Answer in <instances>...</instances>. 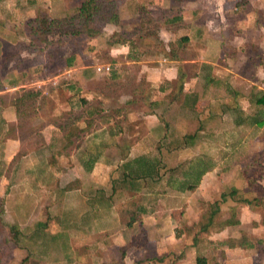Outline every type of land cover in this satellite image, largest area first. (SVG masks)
Instances as JSON below:
<instances>
[{"label": "rangeland", "instance_id": "obj_1", "mask_svg": "<svg viewBox=\"0 0 264 264\" xmlns=\"http://www.w3.org/2000/svg\"><path fill=\"white\" fill-rule=\"evenodd\" d=\"M80 1L0 0L1 88L42 82L41 91L45 92L31 101L25 121L20 125H17L10 107L13 94H0V148H5V144L8 148L3 154L7 156L4 160L0 154V181L1 190L10 193L5 203L6 213L0 212V264H38V255L62 264L61 258L67 252L61 246L63 242L67 245L68 233L75 235L74 243L77 240L80 243L75 246L77 250L74 253L68 252L70 256L75 255L74 264H134L132 261L137 253H131L132 249L126 247V252L123 248L124 257L118 259L121 250L117 245L111 246V237L123 238L128 244L131 236L139 232L142 236L135 241L143 243L146 252L167 254L162 264H194L196 254L204 256L207 264H264V109L253 112L242 98L249 93L264 92L261 71L264 69L259 65L260 57L257 55V52L264 55L261 49L264 47V28L254 31L251 16L246 13L226 12L234 9L239 0H224L223 7L219 0H193L182 4L185 18L191 10H198L199 18L193 22L185 19L179 24V35L188 34L190 38L198 27L210 32L201 41L191 39L186 52L179 56V67L187 79L183 89H196L189 82V75L193 68L206 60L215 61V75L224 82L198 90L210 99L200 100L193 110L169 108L165 116L162 115L169 120L168 137L174 139L178 146H149L148 142L141 145L138 139L146 134L145 126L150 121L148 114L155 112L158 115L162 108V105L154 107L151 104L160 102L156 87L159 80L166 77L165 69H162L165 59L160 54L149 53L147 63H133L127 57L126 44L109 45L107 37L112 32L126 29L127 37L136 42L141 29L129 33L132 24L166 14L168 0H116L120 24L106 26L103 32L92 38L72 37L67 33L70 25L75 23ZM132 2L143 5L146 16L132 13L127 6ZM248 3L249 7L256 4L264 6V0H249ZM143 24V28L152 29L149 23ZM218 30H221V39L227 45L242 50L235 60L226 61L214 43ZM170 37L171 33L160 34L163 40ZM250 41L253 42L250 43L251 48L244 46ZM200 44L204 45L202 50L198 49ZM191 57L195 61L189 64ZM104 65L114 75L108 86H104L101 80L109 75L95 72L96 67ZM81 72L87 77L82 78ZM167 74L174 77L173 72ZM54 81L56 83L53 84ZM73 82L72 89L61 92ZM223 99L226 104L235 106L234 109L223 108L221 114L209 116L207 107L210 105L206 104L212 100L223 102ZM77 122L84 125L83 130L75 137L69 150L61 152L63 148H55L46 164L32 162L31 155L28 161L20 158V154L28 149L26 142L30 138L32 147L40 149V131L48 125L57 128L60 134L67 132L69 127L77 128L73 125ZM116 125L124 128L127 135L121 134V138H126L124 144L136 141L132 154H142L123 165L113 161L117 159L116 154L119 156V151L110 148L116 140L114 135H118ZM157 133L155 138L159 137L160 141ZM192 133L193 139L184 138ZM17 138L20 142L18 147ZM134 162L135 165H156V174L149 183L144 179L137 183L143 184V193L111 194L104 181L116 177L114 167L117 170V167L132 166ZM92 168L91 180L96 182L86 185L83 179L90 191L85 205L79 210L83 209L87 216L98 214L95 222L85 218L86 231L81 239L78 236L81 229L77 224L81 212L68 211L66 200L61 206V201L56 202L53 198L60 197L58 190L65 188L69 180L83 172V175L87 174ZM244 169L261 171L254 177L256 189L254 185L252 190L246 187L241 175ZM51 170L53 177L49 174ZM197 172L205 175L197 184L200 187L186 191L184 188L194 182ZM231 188L236 189V195L221 202L219 195L227 194ZM254 196L260 198V205L248 209L237 203L238 199ZM20 203L29 208L34 206L28 212L24 206V219L21 212L17 214ZM135 207H142L147 213L140 216L142 222L139 227L135 224L128 227L127 232L125 223L129 214L126 211H135ZM231 208L234 209L232 214ZM213 211L218 214L214 222L232 218V221L237 220V224L218 234L198 233ZM56 215L58 218L53 217ZM17 216L20 223L34 217H46L49 224L45 231H33L25 227L28 221L20 226L21 231L13 240L8 227L16 226ZM54 221H58L55 226ZM74 221L76 226L71 224ZM195 235L197 239L192 249L191 241ZM243 236L252 245L251 249L227 247L228 241ZM85 251L88 254L95 252V255L87 260L82 254ZM66 261L68 264L71 260Z\"/></svg>", "mask_w": 264, "mask_h": 264}, {"label": "crops", "instance_id": "obj_2", "mask_svg": "<svg viewBox=\"0 0 264 264\" xmlns=\"http://www.w3.org/2000/svg\"><path fill=\"white\" fill-rule=\"evenodd\" d=\"M188 1H193V0L184 1L183 3H181V5L186 3V2H188ZM219 1L221 2V6L223 7L224 0H219ZM248 1L249 0H244V2L241 3V4L235 3L234 9L226 10V12L227 11H234L232 14H235V13H237V14L243 13L244 14V13H246V14L251 16L252 27H253V28L252 27L251 28L254 31H257V30H259L261 28H264V6L260 7L259 5L257 6V4H256L255 7H249ZM236 4H239V5L237 6ZM181 5H180V14H181L182 22H184L185 19H188L189 21L193 22V21H195V20H197L199 18L198 10H191L190 14L187 15L186 18H185L183 16V14H182V11H181V9H182ZM127 6H128V8L130 7L129 9H131V12L135 13L136 15L138 14V10L137 9L139 7H144L143 5L141 6L140 4H137V3H134V2H132L130 4L128 3ZM168 6H169V1H167L166 10L168 9ZM117 9H118V7H117ZM118 14H119V11H118ZM119 19H120V17H119ZM106 26H116V25L107 24L102 29V32L104 31ZM177 27H178V25L170 26V27H167V28L159 27V30H158V40L161 43V45L163 46V49L165 50V52H168L171 49V50L177 51L178 54H177V58H174V59H167V58H165L164 56L161 55L165 59L164 61L166 63V64L162 65L163 66L162 69H165L164 73H166L165 74L166 77L161 78V80H159V82L157 84V87H156V89H157L156 90V94L158 95V97H159L158 99L160 100L159 104L156 103V104H151V105H153L154 107H157V105H159V106L162 105V108H161V111H160V113L158 115H155V112H150L148 114V115H150V117H149L150 121L147 122V124L145 126L146 134H145L144 137L138 139V144H141V145L143 143L147 144V142H148L149 146L151 144H153V145H157L158 144L159 146L162 145V147L163 146H166V147H170V146H175L176 147V146H178L179 144H177V142L174 139L168 137L170 135V132H168L170 130V125H169V122H168L169 120L163 118V122H162V121L158 120V117L160 116V114L165 116V114L167 113L169 108H175L176 109V107H179V108H177L178 110H183V109H180V107H182V106H180V103H181V100H183L184 96H191L193 94L196 95V97H195L196 98V106L198 105L200 100L209 101L210 97H204L200 92L205 87L217 86V84H219V82L221 81V80H218V78L215 75V74H217L216 73L217 72L216 71L217 68H215L216 66L214 65L215 61L206 60V61H204V63H199L198 66L193 68L192 69L193 72L189 75V79L188 80H189V82H191L196 87V89L195 90H190V91L183 89V86L187 83V79H186V75H185L184 71L182 73V71H181V69L179 67L180 66L179 65V61H180V57L179 56L183 53L182 50H184L186 52V46L189 44V42L191 43V39H193V40L197 39V40L201 41V39H203L205 35L206 36L210 35L209 34L210 32L206 28L198 27V28H196V30L195 29L193 30L192 35L189 38L188 34L179 35V32H178L179 29ZM172 29H173V31H172ZM162 32L163 33H166V32L167 33H171L172 37H170V39L167 38V39L163 40L162 38H160V34ZM220 32H221V30H218V32H216L218 38H216L214 40V43L216 44L217 48L220 50L221 54L224 56L226 61L227 60L228 61L235 60L237 55H241L240 51H242V50L241 49L238 50L236 48H232L231 46L227 45V43L224 42L223 38L221 39ZM112 33H115V32H112ZM112 33H110V35ZM180 37H186L187 38V42L185 43V46L182 47V48H181V46H179V47L177 46V44H178L177 42H178V39ZM216 40H217V42H216ZM250 43H253V42H251V41L250 42H246V43H244V46L251 48ZM200 45H199L198 49L202 50L204 45L203 44H200ZM127 48H128L127 49V51H128L127 53H129L127 55V57L129 58V60L131 62H133V63H145L146 62L147 63V60L149 58V56L147 55V52H143V50L140 49V48H135V49L132 50V52H130V49H129L128 46H127ZM261 49L264 52V47L261 48ZM257 51H259V50H257ZM155 54H157V53H155ZM257 55H259V57H260L258 63L264 69V55L262 53H259V52H257ZM257 59H258V57H257ZM188 60H189V64L192 63L193 61H195L194 57H191ZM261 71L263 73V79H264V71L263 70H261ZM168 72H173L174 73V77L171 78V74H167ZM81 76H82V78L87 77V75L84 76V72L83 73L81 72ZM150 82H152V81H150ZM221 82L223 83L224 81H221ZM0 83H1V81H0ZM52 83L54 84L56 82L54 81ZM166 83H169L171 85H172V83H174V84L178 83V85H177V88H176L175 85H173V86L170 85V87H167L165 85ZM40 85H42V82H35V83H32V84H28V85H20V86H18V88H14L16 86H11V87L10 86H7V87L3 86L0 89V94H2L4 92L9 93V94H13V96L11 97L10 107H11V110H12V112H13L15 118H16L17 125H20L23 121H25V119L24 118L20 119L19 115L15 112V109L12 107L13 100H15L22 93L27 92V91L37 92L39 94L38 96H40V93L44 94L45 92L41 91V86ZM167 88H169V89H167ZM17 90L19 91L18 94H17ZM198 90H201V91L199 92ZM67 91H69V88L68 89L62 88V90H61V92H63V93L67 92ZM227 91H229V89ZM14 93H16V94H14ZM170 93L171 94L173 93L177 99L179 98V102H180L179 104L175 103V102L169 104L168 100L166 99V96L168 94H170ZM262 93L264 94V92H258L257 94L249 93V94L246 95V97L245 96L244 97L241 96V97L245 98L246 104H247V108L251 109L253 112H256L258 110H261V108H260V106L256 105L255 103L250 102V100H249L250 94H253L256 97H258ZM234 95H236V92H235V94L233 93V96ZM224 100L225 99H223V102L222 101H218V100H212L211 102H209V104H206V106L210 105V107H207L209 109V114H213V112H214L213 108H214V103L215 102L224 104V105H221V107H219L221 110L223 108L226 109V110H230L227 107L233 106V105L232 104H228V103L226 104L224 102ZM152 101H154V100H151V102ZM233 107H235V106H233ZM183 108H186V107H183ZM171 119L173 120V118H171ZM79 124H81L82 126H78ZM73 125L75 127H77V128H72V127L70 128L69 127V128H67V132L62 131L61 132L62 134L58 133V129L57 128H54L52 125H48L47 128L43 129V131H40V138H39V143H38V145L40 146V149L32 147V145H31L32 143L31 142L29 143V141L32 139V138H30L26 142V144H27L26 148H28V149H26L25 152L20 154V156H21L20 158L21 159L22 158L23 159H27V161H28V157L31 155L32 162H36L38 164L43 162L44 164H46L50 160V158L52 157L53 151H54L55 148H58V149L60 147L63 148V150L61 152H64L65 150H69L71 148L72 144H73V141L75 140V137L78 135V133H80L83 130V126H84L80 122L79 123L77 122V123H75ZM108 127L109 126H106V128H108ZM115 127H116V130L118 132L117 133L118 135L117 136L114 135L115 136L114 138L116 140H115V142H113V145L110 146V148L111 149H116L117 151H119V153H118L119 156L116 154V158L117 159H114L113 161L118 162L119 164L122 163V165H123L124 163L131 162L136 157H139L140 155H142L140 153L132 154L133 145H137L136 141L134 140L135 142L132 141L131 143L124 144L126 138L125 139L121 138V134H123V136L127 137V135L124 134V128H122L121 126L119 127L118 125H116ZM64 129L65 128H63L62 130H64ZM156 133L160 135V138H161L160 141H159V137L155 138V136H156L155 134ZM5 143H8V142H5ZM146 144H144V145H146ZM182 144H183V142H182ZM19 145H20V142H19V139L17 138V147ZM7 149H8L7 148V144H5V148L4 147L0 148L1 157L4 156L3 154L6 152ZM110 151L111 150H109V152ZM175 153H178V152H175ZM6 157L7 156L5 155L3 157V160ZM77 160L81 161L80 158H78ZM32 165L33 164H31V166ZM130 167H134V166L132 165V166L127 167L125 165V167H122V166L120 168L117 167V170H116V167H114L115 171H117L116 172L117 173L116 177H111L112 179L109 180L108 182L106 180L104 181V185L106 183L109 185L110 190H111V194L117 193V195H120V193H123V192H128V194H131V192H132V194H133V192L143 193V191H142V188L144 187L143 184H137V183L139 181H141L142 179H144V178L137 179L136 181H134V183H132V185H129L128 183H121L120 185L111 184V181H113V180L120 181L123 175H127L129 173L128 169ZM136 167L140 168V171L144 169L143 168V164L139 165V166H136ZM29 170H30V168H29ZM93 171H94V168H92L91 171L88 172L85 175H83L84 174V172H83L82 174L77 176V178H75L73 180H69L70 182H68L66 184L67 186L65 188H61L60 191L58 190V194H59L60 197L59 198L55 197L53 199L56 200V202L61 201L59 203V205L61 204V206L65 204L64 202L66 200V205L68 207L67 208L68 211L79 210V208H81L83 205H85V202L87 201V197L86 196L88 195V192L90 191V188H87V186H86L87 183L88 182L91 183L92 181H93V183L96 182L94 180H91L92 179V175H93ZM52 173H53L52 170L49 171L50 176L53 177ZM27 175H31V174H27ZM204 176L205 175H201L200 176L201 180L204 179ZM83 179L85 180L86 185H85V183H83ZM144 181L149 183L148 180L144 179ZM199 181H200V179H199ZM1 183L2 182L0 181V199L3 200L2 210H3V213L5 214L6 213L5 209H7V207L5 206L6 205L5 203L7 201V198H10V193L7 194L6 191L1 190ZM148 183H145L144 185L146 186V185H148ZM197 187H200V185L197 186ZM145 190L147 191V189H145ZM51 193H52V191H51ZM147 193H148V191H147ZM15 199H17V197ZM130 199H131V197H130ZM107 202H108V200H107ZM15 205H17V204H15ZM17 206H18L17 214L19 212H21L23 219L25 217V211H23L24 210V206L26 207V211L27 212L28 211H32L34 209V206L32 208H29V206L27 207L23 203H20ZM78 212H81L79 214L78 218H77V220H78L77 224H78L79 230L81 229V232H80L81 235H78V236H79V238L82 239L83 235H84V232L86 231L85 230L86 229L85 228V220H86L85 218L88 217L91 220H93V222H95L94 220L97 218L96 215L98 213H96L94 215L93 214H88V216H87L83 209L77 211V213ZM27 214H29V213H27ZM29 215H31V213ZM53 217L58 218L57 215L53 216ZM31 219H32V216H31ZM28 221L26 220L24 223H26ZM76 221H74L71 224L76 226ZM141 222H142V219H141ZM24 223L18 222V216H17V223H15V225L19 228V231H21L20 226L22 224H24ZM47 223L49 224V220L46 217L43 218V219L39 218V217L38 218L34 217V219L29 221L27 224H25V227L28 226L33 231H45ZM57 223H58V221H54L53 225L55 226V224H57ZM125 228H126V231H127L128 227L126 226V223H125ZM53 229L55 230V228H53ZM68 232L69 231H67V233ZM216 234H218V233H216ZM67 235H68L67 236V245H65L64 242H63L62 246H61V249H64L67 253H66V256H63V258H61V260H62V264H65L67 262L66 259L71 260V261L68 262V264H74L76 262V257H75L74 254H72L70 256L68 252L71 251V252L74 253L77 250V248H75V246L77 244H80V243H78L79 240H77V243L73 242V238L75 237V235L73 236L72 233L71 234L68 233ZM71 245H74V247H72ZM114 245H117L116 247H118L117 248L118 250H121V249L124 248L125 252L127 251V249H125L127 247V242H125L123 238H118V237H115V236L111 237V246H114ZM91 248L92 247L90 246V249ZM88 252H90V251H88ZM93 253L94 254H92V253L88 254L85 251L82 254H83V256H85L87 258V260H90L91 258H93L92 255H95V252H93ZM131 253H134V251L132 250ZM119 254L120 255H118V257H117L118 259H122L124 257V255H125L124 252L123 253L121 252ZM161 255L163 257H161ZM166 255H167L166 253H164V254L160 253V254H156V255L152 254L151 255L148 252H145V262L140 263V264H162L164 262V257ZM37 257L39 258L37 260H40V263H38V264H42V262L44 264H59L58 262L54 263V262L47 261V260H45L46 258L42 257L41 255L40 256L38 255ZM136 260H137V256H135V258L133 259L132 262H134V264H135ZM180 262H181V260H180ZM120 264H122V263H120Z\"/></svg>", "mask_w": 264, "mask_h": 264}, {"label": "trees", "instance_id": "obj_3", "mask_svg": "<svg viewBox=\"0 0 264 264\" xmlns=\"http://www.w3.org/2000/svg\"><path fill=\"white\" fill-rule=\"evenodd\" d=\"M169 1V6L168 9L166 10V14L160 15L159 17H154L152 19L145 18L147 11L144 7H139L138 14L144 15L142 16L144 19L143 22L149 23V25L152 26V29H147L143 28V22L139 23H134L131 26V29L129 30V33L139 31L138 36L136 38V42L134 40L132 41L131 38L127 37L128 36V31L126 29H121L120 32H115L112 33L107 37V43L109 45L113 44H120V45H127L130 49V52H132L133 49L135 48H140L143 50V52H147V55L149 53H157L162 56H164L167 59H174L177 58V51L174 50H169L168 52H165L163 49V46L158 40V30L159 27H170V26H175L179 25L182 23V18L180 14V5L184 1L187 0H168ZM244 0H239V4L243 3ZM239 4H236L237 6ZM118 4L116 0H81L76 12H75V23L71 24L70 27L68 28V35H71L72 37H78V36H85L88 38H92L94 36H98L101 32L102 29L104 28L105 25L107 24H112V25H119L120 20H119V14H118ZM143 28V29H142ZM151 42H150V41ZM187 42L186 37H180L178 39V44L177 46L184 47L185 43ZM182 52H185L182 50ZM111 72V73H110ZM103 76L104 75H109L107 77H102V83L104 86H108L110 83L113 82L112 77L114 76L112 74V71H109L107 74L101 73ZM113 75V76H112ZM167 87H170L171 84L166 83L165 84ZM175 85L172 83L171 86ZM74 87V83L72 86H67L66 89L69 88L72 89ZM181 87V86H180ZM0 89H1V83H0ZM169 89V88H167ZM235 94V93H234ZM37 92L33 91H27L22 93L18 98L13 100L12 102V107L15 109V112L19 115L20 119H25V117L28 114V109L31 107V101L33 102L37 97H38ZM196 95H191V96H184L183 100H181V103L179 102V98L177 99L175 95L172 93L168 94L166 96V99L168 100L169 104L171 103H180V109L184 110H193L194 107L196 106ZM250 102L255 103L256 105L260 106L261 109L264 108V94L262 93L260 96L256 97L253 94H250L249 98ZM29 101V103H27ZM83 102V101H82ZM129 102H127L128 104ZM29 104V105H28ZM221 105H224L222 103H214V112L213 114H209L210 116H213L214 114H221L222 111L219 107ZM186 107V108H183ZM179 107H176V109ZM228 109L233 110V106L227 107ZM88 116V113H86ZM163 116L162 114L158 117L159 121L163 122ZM237 123V121H236ZM194 137V133L192 134H186L184 138L191 140ZM255 160L254 162H256ZM261 161V160H258ZM134 167H130L128 169L129 173L127 175H123L121 180H113L111 181V184H118L120 185L121 183H128L129 185H132L134 181L140 178H144L145 180H148L149 182L153 179L154 174H156V165L154 163H150V165H144L143 170L140 171V168H137L134 162ZM129 167V166H128ZM255 167V166H254ZM261 171H255V169L252 170H241V175L242 179L244 180V183L247 188L252 190V186L254 185L256 189V185L254 182V177L256 174L260 173ZM202 172H197L194 182L187 184L186 187L184 188L186 191H192L198 184L200 176L202 175ZM259 176V175H258ZM237 193L235 188H231L229 192L226 193H221L219 195V200L221 202H224L227 197H233ZM237 203L242 204L246 206L248 209L260 205L262 202L258 196H254L251 199H246V198H241L237 200ZM2 206H3V200L0 199V212H2ZM135 211H126L128 212V219L126 222L127 227H132L133 225H137L138 227L141 225V215H145L147 211H145L144 208L142 207H135ZM231 214L234 212V209H230ZM218 216L217 211H213L208 218V221L201 225V227L198 229V233H201L203 235H210V234H216L219 233L223 230H225L228 227L234 226L237 224V220L232 221L230 218L224 221H219V222H214V217ZM264 225V224H263ZM8 230L13 237V240L16 238V235L18 236V227L16 226H9ZM139 237L142 236V234L136 233L133 236H131L129 243L127 244V247H130L134 252L137 253V260L135 261V264H140L145 262V252L146 248L144 247V244H139L135 240ZM245 236L239 238L238 240H230L226 243L227 247L230 249H251L252 245L248 244L246 240L244 239ZM196 235L192 238L191 245L192 248L195 247V242H196ZM145 243V239L143 240ZM221 242V241H220ZM121 252L123 253V249H121ZM161 261V260H160ZM194 264H207L206 259L202 255L196 254L194 257Z\"/></svg>", "mask_w": 264, "mask_h": 264}, {"label": "built area", "instance_id": "obj_4", "mask_svg": "<svg viewBox=\"0 0 264 264\" xmlns=\"http://www.w3.org/2000/svg\"><path fill=\"white\" fill-rule=\"evenodd\" d=\"M110 70H109V67L107 66V65H104V66H100V67H96L95 68V72L96 73H105V74H107L108 72H109Z\"/></svg>", "mask_w": 264, "mask_h": 264}]
</instances>
